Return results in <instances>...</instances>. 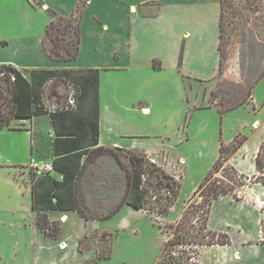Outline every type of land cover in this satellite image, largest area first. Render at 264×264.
<instances>
[{
    "label": "crops",
    "instance_id": "1",
    "mask_svg": "<svg viewBox=\"0 0 264 264\" xmlns=\"http://www.w3.org/2000/svg\"><path fill=\"white\" fill-rule=\"evenodd\" d=\"M41 1L42 6L33 0H0V64L13 65L27 78L32 68L98 69L97 145L130 147L136 137L129 132L120 131L109 142L103 134L111 131L122 112L151 117L153 108L145 94L151 79L167 68L180 72L188 83H208L217 74L220 0H85L78 53L67 61L51 59L43 49L42 37L51 19L47 8L69 15L77 11L80 0ZM195 69L207 73H195ZM64 87L59 78L47 81L51 111L62 107ZM210 106L216 105L208 100L207 105L197 107ZM44 115L49 117V113ZM37 116L14 117L13 125L0 126V264H88L97 260L98 251L81 249V239L103 229V219L85 218L76 209H49L48 219L59 221L57 238L45 234L36 223L28 164L40 154H46L41 159L52 160L55 137L49 117L48 142L40 144L35 135L41 131ZM19 135L25 143L13 141ZM259 146L243 144L241 149L247 153L232 154L228 162L238 172L253 174ZM79 184L87 207L102 213L120 201L126 176L113 156L101 153L85 165ZM257 190L252 185L241 190V196L227 193L212 200L207 229L227 234L229 242L199 245L196 264H264V240L257 238L261 212L252 195ZM35 235L41 244L35 243ZM61 242L66 247L60 248Z\"/></svg>",
    "mask_w": 264,
    "mask_h": 264
},
{
    "label": "rangeland",
    "instance_id": "2",
    "mask_svg": "<svg viewBox=\"0 0 264 264\" xmlns=\"http://www.w3.org/2000/svg\"><path fill=\"white\" fill-rule=\"evenodd\" d=\"M33 1L43 5L41 0ZM221 11L223 56L215 78L208 83H188L180 72L167 68L160 77L151 79L150 88L145 94L146 101L153 108L151 117L145 119L138 112H122L115 125L110 127L111 131L103 134L105 142L111 141L117 133L129 132L134 135L136 139L130 142L128 149L144 151L147 161L151 162L149 158H153L154 164L169 173L180 186L178 194L173 197V179L165 180L159 176L162 183L155 184V177L145 173L142 179L146 190L144 207L121 205L115 214L103 218V229L81 239V249L95 248L98 251L97 260L88 264H196L194 251L199 245H195L193 240L217 243V239H224L202 228V217L207 208L203 190L207 184L233 186L234 192L238 191L236 195L241 196V190L246 191L248 186L251 187L258 180L264 182V148L259 153V166L255 165L253 174L238 172L234 167L231 168L230 163L214 171L212 169L219 154L220 140L227 144L240 134L246 137L243 144H260L264 138V0H223ZM76 15L77 11L73 12L71 20H67L71 27L66 36L53 28V33L46 38L48 47L53 46L50 38L57 32L65 38L67 45L76 44L73 33ZM49 16L61 21L59 25L65 22L58 15ZM63 41L60 40L62 46ZM193 72L207 73L206 70L196 69ZM12 76V67L0 65V124L7 122L5 125H13L14 119L10 101ZM62 81L65 84V97L62 107L57 109L75 108L78 87L73 82ZM45 86L42 102L49 112ZM205 94L207 97L203 99ZM208 100L217 107H197L207 105ZM243 101L240 106L225 112L217 109ZM46 115L41 114L36 118L41 131L35 135L40 144L48 142L45 131L49 117ZM13 141L26 142L22 135ZM241 148L233 154L245 155L247 149ZM112 150L124 164L129 165L125 149ZM45 155L40 154L38 158H46ZM208 173L211 175L206 185L190 193ZM165 181L170 182V187L165 185ZM108 185L112 186V183ZM77 189L80 194L79 181ZM254 189L257 190V187L254 186ZM169 201L172 204H168V211L159 212V206ZM181 219L190 234L195 236L176 243L173 225ZM168 238L173 241L170 240L163 248V242ZM35 243L41 244L36 235ZM60 245L62 247V243ZM189 256L192 258L189 259Z\"/></svg>",
    "mask_w": 264,
    "mask_h": 264
},
{
    "label": "trees",
    "instance_id": "3",
    "mask_svg": "<svg viewBox=\"0 0 264 264\" xmlns=\"http://www.w3.org/2000/svg\"><path fill=\"white\" fill-rule=\"evenodd\" d=\"M85 0H80L77 6V15L75 16L74 36L76 38V44L74 46L67 45L65 38L59 36V33L51 36L50 40L53 42V46L50 48L46 45V38L53 33V28L63 33L70 32L71 23L68 24L67 20H71L73 12L68 16L58 14L52 8H47L48 14L52 16L58 15L62 22L60 25L58 20L53 17L46 25L43 37L42 45L47 56L55 60H73L76 58L79 42H80V30L79 19L80 10ZM223 0H220L222 8ZM222 11L220 13V40L218 45L219 51V64L223 56L222 42H223V26H222ZM66 36V35H65ZM60 40L64 42V45H60ZM61 46V47H60ZM182 53L180 52L179 60H181ZM5 65L7 68H13V76L10 89V101L12 103V115L16 118H29L32 116L49 113V117L55 132V137L52 141V155L51 160L53 165V173L43 172L39 175L31 171V207L36 211V223L41 231L45 234L57 238L60 230L59 221L49 220L46 211L49 209L69 210L76 209L85 218H107L115 214L123 204H128L134 208H143L145 201L146 190L143 185L142 174L148 173L153 175L156 179L155 184H161V176L165 180L173 179L172 176L165 172L159 166H156L153 162L147 161V157L144 151L138 149H125L127 153L128 164H124L119 156L114 153L113 148L120 147H104L97 145L98 143V83L99 74L98 69H72V68H32L30 70L29 78L25 77L22 72L11 64ZM154 67H158L156 63ZM59 78L64 81H70L77 85L78 95L76 98L75 108H61L55 111H47L42 102L43 88L49 79ZM243 102L231 105L229 107H220V112H225L234 108L237 105L243 104ZM203 108V107H200ZM7 123V122H6ZM5 123V124H6ZM0 124V126L5 125ZM245 136L240 134L235 135L230 143L225 144L220 140L218 146V157L215 159L212 169L213 171L218 169L224 164H228L229 157L240 148ZM96 145V146H95ZM264 148V139L260 142L259 149L255 157V165L259 166V153ZM109 152L114 154V158L119 163L126 176V184L124 193L118 203H116L107 212L97 213L91 211L85 204L82 192H77V181H79L80 173L83 171L86 164L92 162L95 157L101 153ZM84 158L83 162L81 159ZM231 168L233 166L230 164ZM61 175V178H59ZM210 173H208L204 179L195 188L194 193L202 189L203 186L210 179ZM170 182L165 181V185L170 187ZM175 183V190L172 191V196L175 197L178 194L180 184L173 179ZM80 187V184H79ZM232 193L236 196L233 186H225L217 183L207 184L206 189L203 190V195L206 197L207 208L204 211L202 217L203 230L213 235L222 236L223 240H216L217 243H228V236L225 233H217L207 229L206 223L210 204L214 198L219 195ZM169 201L164 205L159 206V212H167ZM185 217V214H183ZM173 234L179 243L180 240H186L187 237L193 236L190 234L188 228L183 219L176 222L173 225ZM195 236V235H194ZM203 237L205 235H202ZM201 237V236H200ZM171 238L166 239L163 242V248L170 242ZM173 241V240H171ZM195 245L212 244L214 242H203L201 239L193 240ZM197 250L194 251L196 256ZM100 257V255H99ZM192 258L191 256L188 257ZM187 261V260H186ZM188 263V262H187ZM189 264H195L190 262Z\"/></svg>",
    "mask_w": 264,
    "mask_h": 264
},
{
    "label": "built area",
    "instance_id": "4",
    "mask_svg": "<svg viewBox=\"0 0 264 264\" xmlns=\"http://www.w3.org/2000/svg\"><path fill=\"white\" fill-rule=\"evenodd\" d=\"M151 162L154 163L153 158H149ZM28 167L31 171L35 174L39 175L43 172L53 173V165L51 160L47 159H36L31 158L29 160ZM256 171V170H255ZM254 171V173H255ZM61 178V175H59ZM144 178V174H142V179ZM253 186H258L259 189L256 193H253L254 203L259 207L261 216L258 222V230H257V238L260 240H264V182L262 180H258L257 182L253 183ZM63 246H65V242H61ZM61 246V245H60Z\"/></svg>",
    "mask_w": 264,
    "mask_h": 264
},
{
    "label": "bare ground",
    "instance_id": "5",
    "mask_svg": "<svg viewBox=\"0 0 264 264\" xmlns=\"http://www.w3.org/2000/svg\"><path fill=\"white\" fill-rule=\"evenodd\" d=\"M59 246H60V245H59ZM60 248H64L63 244H62V247H60Z\"/></svg>",
    "mask_w": 264,
    "mask_h": 264
}]
</instances>
